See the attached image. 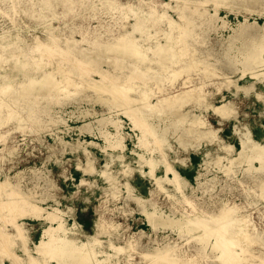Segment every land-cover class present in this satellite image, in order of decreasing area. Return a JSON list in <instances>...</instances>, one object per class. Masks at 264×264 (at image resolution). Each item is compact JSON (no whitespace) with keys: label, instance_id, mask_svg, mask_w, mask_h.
Here are the masks:
<instances>
[{"label":"rangeland","instance_id":"374dc122","mask_svg":"<svg viewBox=\"0 0 264 264\" xmlns=\"http://www.w3.org/2000/svg\"><path fill=\"white\" fill-rule=\"evenodd\" d=\"M120 1L127 3L126 0ZM129 1L132 3L137 2V0ZM162 1L170 4L167 9L162 8L159 11L177 18L174 11V7L178 4L175 2L176 0L172 2L171 0ZM188 2L192 4L205 3L207 5L206 8L214 13L215 5L219 1L189 0ZM116 6L120 7L117 3ZM28 8L30 7L18 5L16 8L18 14H14V12L12 13L16 20H9L0 15V34L2 35L4 32L3 29H5L10 32V36L14 34L19 36L22 35L29 40L31 39L30 35L33 33H39L41 36L47 34L43 30L44 25L41 24V20L31 17L32 15L28 16L25 14V10H28ZM218 9V16L225 18V21H217L218 24L221 25L220 30L218 32L212 31L205 35L198 36L196 40H190L191 49L181 53L183 61L201 59L204 57L207 64L193 68L176 79L165 78L166 80L159 85L150 83L149 86L141 85L140 87L135 88V90H138L137 92H144L143 94H150L146 103H155L158 100L163 101L165 97L171 96L178 91L187 89V86L182 84H184L186 78L190 77L191 79L189 81H191V83L195 82V85L204 89L208 103L211 102L220 105L224 100H231L235 111H233L232 116L224 121V123H221L220 116L213 110L209 109L206 111L204 109L207 104L199 105L198 103H194L187 106L185 110L196 114L204 113L206 119L212 124V128H222L219 132L222 140L232 144L234 149L239 151L242 149V142L239 132H236L235 130L236 125L241 128L244 125L247 126L252 131V138L255 141L264 143V82L258 79L256 80L255 75H253L255 73H252V70H249L245 64L239 62L236 57H227V54L239 55L240 60L242 61L246 56L242 52L245 47L247 48L248 46H251V44L254 46H260L257 45V43L261 39L264 40V33H261L260 31L240 33L237 35L234 34L233 28H236L240 21H244L245 16H247L250 21L255 20L257 25L262 27L264 25V14H259L262 9L259 6L255 7V10H249L240 4L227 6L225 3H220ZM88 13L89 10L87 9L83 15H88ZM113 13L114 10L112 14ZM188 15L190 20H196L197 18V16L191 14V12H189ZM73 16V14L66 16L63 22L53 21L50 26L62 24V27L66 29V32L72 34V32L75 31L74 25L77 24V22L80 23L83 21L81 17L71 20ZM91 22L93 25L98 24L97 20ZM224 22L225 24H223ZM169 26V22L163 21L160 24L152 25L151 30L152 32H155V28H157L158 31H162L163 28H168ZM205 26L206 24H202L198 21L196 29L201 32ZM160 34L161 32L155 40H153V43H157L158 41L159 43L167 42V38L165 36H160ZM138 36L139 37L137 38L139 41L146 40V37L142 38L140 35ZM75 37L80 39L81 35L75 33ZM85 45L87 47V44ZM158 51H163L164 55L168 54L167 48H154L150 50L148 56L153 57ZM55 55L56 54H53L51 57V60H54V62L56 61V56L59 57V55ZM136 57L139 58L137 55ZM159 58L160 57L154 60L156 61ZM220 61L225 62L227 67L222 65ZM208 62L210 64H208ZM235 64L237 65L234 66ZM228 65L237 68L236 73H229L227 70L226 73L234 79H239L237 81L238 84L250 86L253 83V86L250 87L248 91L240 90L237 92L233 85L228 86V84L224 83L222 80L223 76H220V78L219 76H212V74L209 75L210 73L205 75V73L202 72V68L210 69L212 71L213 69L218 68L221 70L219 73H223L225 72V69L228 68ZM72 66L74 69H77V71H73L72 75L75 78L80 74L83 75V82H85L87 78H93L95 80L99 79L101 81L103 78L104 80L101 82L102 85L99 89H105L108 91L107 93L110 92L109 94L118 98L116 100H118V102L119 100L121 101L122 107L115 108V110L112 111H104L102 103L76 98L64 107H60L57 104L53 106L56 112L60 111L59 115L64 120L63 123H60L57 126L50 121V116L47 115L29 123L30 126H26L23 130L18 129V127L23 124V122L20 121H15L12 124L10 122L6 127L0 130V140H2V142H0V183H2V185H0V242H2L0 244V264H14L16 259L17 262L22 261L23 259H20L22 256L25 263H27V252L20 248L22 242L16 240L14 236L9 240L4 239L7 237L5 233H17L16 228L11 222L22 221L26 223V235H28L27 243H29L27 244V247L29 249H32L34 243L40 240L43 229L48 225V222L45 221L44 217H36L31 209L29 211L25 209L26 211H23V214L25 215L22 214L20 216L21 213L17 206L19 204L17 201L19 197H21L22 200L24 199V202H31V204L33 203V205L35 204L37 207H44L43 214L51 211L54 207L60 208L64 211V213L61 214L66 221V225L71 227L74 224L75 220L71 222L67 217L74 216L75 208L70 206V204H68L69 207H66V203L59 201V192H63V188L59 185V176H64L72 182L68 187L64 185L66 192L70 193L79 189V191L76 194H73V196L68 195V198L64 197L65 200L74 202L79 199L82 188H87L91 191V194H86L85 197H81V200L92 206L96 211L98 221L101 219L100 222L104 225L100 238L107 240L102 246H99L97 251H107L108 253L114 254V251L111 248L112 245L120 247L121 245H125L129 239H133L134 248H130L126 251L123 248V253L117 256H112L110 262H107V264H156L158 261H162L166 264V261L171 260L170 253L171 255L176 253L181 261H188L191 264H218L219 261L215 260L216 250H211L207 253L202 252L203 246L210 245L216 241L215 236L210 235L212 237H210L206 245L194 241L191 239V236L200 232L210 234L211 226L208 227V225L214 220V215L220 212L219 207L222 205L223 201L236 203L239 207V215L250 216L252 219V225H262L261 228L264 229V199L258 197L259 184L261 180H264V173L249 170V164L247 162L232 165L231 161L223 159L220 163H216V160L214 159L217 155H226L227 153L221 150L219 141L216 140L211 142L210 138H199L200 140H198V138L192 137L191 140H193L195 144L189 146L188 150L185 151L180 148L181 146L177 139V134L169 131V134H165L164 140H169V147L173 149H168L164 146L159 135L152 130L150 125L159 124V126L164 129L170 124L169 119L162 121L160 120V116L145 121L140 117V114H137L136 116L139 120V124H143H140L141 126L138 123L136 124L131 120L132 118L121 113V108H130V110H132L134 108L133 106H144L145 102H143L144 104H141V102L137 101L135 98L127 99V95L134 97L133 95L135 94H130L123 86L120 87V83L115 80L112 74L100 77L101 75L98 73V70L94 65H83L81 67L79 64L73 62ZM102 66L103 69L109 67L110 71H112V73L114 72L112 70L113 68L111 69L108 63H103ZM43 68L44 67L42 66L41 68L28 66L23 68L24 71L22 73H18V68H14L16 71L14 76H25L28 80L36 82L49 75L48 71H50V69L46 67V69L44 68L43 70ZM83 70H85V73ZM7 74L8 73H6V75ZM9 75L13 76L12 73ZM221 81H223V83H221ZM219 86L222 88L221 93L218 92ZM92 87L93 86H88V88H86L90 94H92ZM114 88H116V90ZM118 88L124 92L120 91ZM116 93L119 96L120 94L124 95L126 98L124 99L122 96L118 97ZM222 94L225 95L224 99L222 98ZM130 112L133 113V111ZM111 115L113 116L112 118L121 121L122 127L124 126L123 128L121 127V133L126 138L124 140L125 148L110 146V137L116 138L118 136L116 127L108 122L105 123L103 119L108 118ZM132 116H135L134 113ZM165 117L166 116H163V118ZM0 119H2L1 114ZM56 129H59V133L67 142L80 141L82 144L87 143V150L91 152L92 157L95 159V166L98 169L96 172L88 173L84 172L82 169V167L87 164V156L84 154L85 151L83 148L80 147V149L76 151L73 150L71 146L63 148V146L57 143L55 135H51L53 131L54 133L57 131ZM242 130L244 129L242 128ZM95 131H97V133H95ZM147 131L150 134H148ZM3 134L4 136L2 137ZM171 144L172 146H170ZM13 147H15V150ZM179 148L182 152L181 155L184 154V157L189 155V158L185 160L187 163L174 162L176 156L174 149ZM9 150H11V152ZM119 153L125 155L124 160L117 159ZM141 155L144 156L142 160L140 159ZM233 155H235V153H233ZM154 157L160 159L163 158L164 161L162 160L158 166L152 165L150 161H152ZM165 159H167L168 162ZM206 161H209L207 165ZM76 163L77 168L85 175L82 179H86L81 186L79 185L82 179L79 181L80 178L77 174L73 173L72 169ZM125 164H129L132 167L129 176H125L122 172ZM225 166H227L228 170L224 169ZM251 166L253 168L255 166L259 167L260 164L254 162ZM151 169L154 170L155 175L160 177L166 174L170 175V173H172L171 170H178L189 182L188 187H186L184 191L186 197L192 201V206L186 202H182L184 198L180 194H176V198H170V193L174 194L171 186L166 185L169 193L162 191L156 184L155 178L151 177L149 174ZM105 170L106 174L103 175L102 171ZM199 173H203L201 180L204 184L201 186L196 180ZM6 177H10V180L14 185L19 184V187H7V183L5 182ZM115 182H117L118 189L111 187V183ZM127 182L133 185V192L135 195L149 199L147 205L149 206L150 211L155 212L153 205H156L160 207L156 210L157 214L164 211L165 213L175 214L176 217L179 216L181 218H194L195 216H201L204 220L200 217L197 221V231H189L188 229H185L181 234L171 229L165 230L160 228L155 231L150 225L147 215L142 212V206L133 199L131 192L127 189ZM95 189L98 190V193H95ZM23 193L29 194V196H24ZM44 197H47V200L43 202L41 199ZM210 218H212V220ZM34 223H37L36 226ZM112 225H115V227ZM212 227H214V225H212ZM87 234L93 235L95 234V231L86 233V235ZM78 236L82 240H86L87 238V236L83 234H79ZM86 242L89 243L88 240H86ZM169 242L175 243L176 248L168 249L166 244ZM222 246L227 248L226 251L233 250V252L237 249H239L237 251L242 252L244 248L246 253L245 251L243 252L242 259L245 258V254L247 259L245 258V261L242 264H264V259H260L259 257L255 258V250L258 248V245L255 243H245L242 240L237 239L233 242L222 244ZM241 248L242 251L240 250ZM29 253H31V250H29ZM32 253L38 257L36 252ZM226 253L227 255L225 257H228L230 251ZM6 254L7 256H5ZM10 254L22 256L14 257ZM165 255L167 258L164 257Z\"/></svg>","mask_w":264,"mask_h":264},{"label":"bare ground","instance_id":"6f19581e","mask_svg":"<svg viewBox=\"0 0 264 264\" xmlns=\"http://www.w3.org/2000/svg\"><path fill=\"white\" fill-rule=\"evenodd\" d=\"M126 1L127 3L120 0H0V15L3 16V18L14 20L15 18L12 13L14 12V14H18L16 11L18 5L30 7L28 10H25V14L28 16L32 15L31 17L41 20V24L44 25L43 30L47 33L44 34V36L42 35L43 37L39 35V33H33L30 35V40L21 34V36L17 34L10 36V32L5 29H3V34H0V114L2 116V119H0L2 120L0 121V130L6 127L8 123L11 122L12 124L15 121L23 122L22 126L18 127V129L23 130L26 126H30L29 123L47 115L50 116V121L57 126L58 124L63 123L64 120L59 115L60 111L56 112L53 106L57 104L60 107H64L76 98L102 103L104 111H112L115 110V108L122 107L121 101L119 100L118 102V100H116L118 98L109 94L110 92L107 93L108 91L105 89H99L102 85L101 82L104 80L103 78L102 81L99 79L95 80L93 78H87L86 81L83 82V75L80 74L77 78L72 75L73 71H77V69H74L72 66L73 62L79 64L81 67L83 65H94L98 70V73L101 75L100 77L112 74L115 80L120 83V87L123 86L130 94H135L133 95L134 97L127 95V99L135 98L137 101H140L141 104L145 102L144 106H133L134 108L132 110H130V108H121V113L132 118L131 120L136 124H139V120L136 116L137 114H140V117L145 121L160 116V120L162 121L169 119L170 124L164 129H162L159 124L150 125L149 122L152 130L159 135L160 140L168 149H173L169 147V140H164L165 134H169V131L177 134V139L181 146L180 148L185 151L188 150L189 146L195 144V142L191 140L192 137H196L198 140H200L199 138H210L211 142L216 140L219 141L221 150L227 153L226 155H217L214 159L216 160V163H220L223 159L231 161L232 165L247 162L249 164V170L264 173V143L255 141L252 138V131L250 128L244 125L242 126L244 130H242L240 126H235V130L236 132H239L242 142V149L236 151L232 144L225 142L220 137L219 132L222 128H212V124L206 119L204 113L196 114L185 110L187 106L194 103H198L199 105L207 104L204 109L206 111L209 109L213 110L220 116L221 123H224V121L232 116L233 111H235L231 100H224L220 105L211 102L208 103L204 89L195 85V82L191 83V81H189L191 79L190 77L186 78V81L182 84L187 86V89L178 91L171 96L165 97L163 101L158 100L155 103H146L150 94H143L144 92H137L138 90H135V88H138L141 85L149 86L150 83L159 85L167 78L176 79L193 68L207 64L204 57L201 59L183 61L181 53L191 49L190 40H196L198 36L205 35L212 31L218 32L220 30L221 25H219L217 21H225V18L218 16L220 3H225L227 6L240 4L249 10H255V7L259 6L262 8L259 14L263 15L264 0H218L219 2L215 5L214 13L206 8L207 5L205 3L192 4L188 2L189 0H171V2L175 1L178 3L174 7L177 18L159 11L162 8L167 9L170 4L167 2L164 3L162 0H137L136 3H132L129 0ZM116 3L120 5V7L116 6ZM87 9L89 10L88 15H83ZM113 10L114 13L112 14ZM189 12L197 16L196 20L189 19ZM70 14L74 15L71 20L79 17L83 20L74 25L75 31L72 32V34H68L66 29L62 27V24L50 26L53 21L63 22L64 18ZM93 20H97L98 24L93 25L91 22ZM163 21L169 22L170 26L168 28H163L162 31H158L157 28H155V32H152V25L160 24ZM198 21L202 24H206L201 32L196 29ZM223 24H225V22ZM233 31L234 34L237 35L240 33L260 31L261 33H264V25L259 27L255 20L250 21L249 18L245 16L244 21H240L237 27L233 28ZM160 32V36H165L167 42L159 43L158 41L157 43H153V40H155ZM75 33L81 35V38L79 39L75 37ZM138 35L142 38L146 37V40L139 41L137 38L139 37ZM37 37L41 39H38ZM85 44H87V47ZM257 45L260 46H254L251 44V46L243 49L242 52L246 56L242 61L240 60L239 55H230L228 53L227 57H236L239 62L245 64L249 70H252V73H255L253 75H255L256 80L258 79L264 82V40L261 39ZM154 48H167L168 54L164 55L163 51H158L155 56H148L150 50ZM53 54L59 55V57L55 55V62L54 60H51ZM136 55L139 56V58H137ZM158 57L160 58L155 61L154 59ZM103 63H108L111 69L113 68L112 70L114 72L112 73L109 67L103 69ZM220 63L227 67L225 62L220 61ZM208 64L210 63L208 62ZM28 66L39 68L42 66L45 69L48 67V69H50V71H48L49 75L36 82L28 80L25 76H14L16 72L14 68H18V73H22L24 71L23 68ZM226 70L229 73H236L237 68L228 65V68H226L223 73H219L221 70L218 68L213 69V71L202 68V72H204L205 75L210 73L209 75L212 74V76H223L222 80L224 83L228 84V86L233 85L237 92L240 90L248 91L250 87L253 86V83L250 86L238 84L237 81L239 79H234L229 76L226 73ZM84 71L85 70H83V72ZM6 73L8 74L6 75ZM10 73H12L13 76H10ZM223 81H221V83H223ZM88 86H93L92 94L86 90ZM114 89L116 90V88ZM118 89L120 90V88ZM221 89V86H219V93H221ZM120 96L124 99L126 98L124 95L120 94ZM120 96L118 95V97ZM222 98L224 99L225 95L222 94ZM130 111H133L135 116H132L133 113ZM163 116L166 117L163 118ZM112 117L113 116L111 115L110 117L103 119L105 123L108 122L116 127L118 136L116 138L112 137L113 139L110 137V146L125 148L124 140L126 138L121 133V121ZM51 135H55L57 143L63 146V148L71 146L72 149L76 151L79 150L80 147L84 149V154L87 156V164L83 167L80 165L84 172L92 173L98 170L95 166V159L92 157L91 152L87 150V143L82 144L80 141L67 142L59 133V129L55 133L53 131ZM3 136L4 134L2 137ZM0 142H2V140H0ZM170 146H172V144ZM180 148L174 149V152L176 153L174 162H185V160L189 158V155H187V157H184V154L181 155L182 152L180 151ZM13 149L15 150V147H13ZM9 151L11 152V150ZM233 153H235V155H233ZM143 158L144 156L141 155L140 159L142 160ZM117 159L124 160L125 155L119 153ZM162 160L164 161L163 158L160 159L154 157L150 162L152 165L158 166ZM165 160L167 161V159ZM209 161H206V165ZM254 162L259 163L260 166H255L253 168L251 164ZM224 169L228 170L227 166H225ZM131 170L132 167L129 164H125L122 172L125 176H129ZM171 172L170 175L166 174L160 177L155 175L154 170L151 169L149 174L151 177L155 178L156 184L162 191L169 193L166 185L173 188L174 194L170 193V198H176L175 195L180 194L184 198L182 202H186L192 206V201L186 197L184 191L189 185L188 180L176 169L171 170ZM102 174L105 175L106 170L102 171ZM202 175L203 173H199L196 177L197 183L200 186L204 184L201 180ZM85 180L86 179H82L79 186H81ZM5 182L7 183V187H19V184L14 185L10 180V177H6ZM0 185H2V183H0ZM126 186L129 192H131L133 199L142 206V212L147 215L149 223L155 231L160 228L165 230L171 229L181 234L185 229H188L189 231L198 230L197 221L201 216H195L194 218H181L179 216L176 217L175 214L165 213L164 211L157 214L156 210L160 208L159 206L153 205L155 212L150 211L149 206L147 205L149 199L135 195L133 192L134 187L129 182L126 183ZM111 187L118 189L117 182L111 183ZM23 195L27 197L29 196V194L26 193H23ZM258 197L264 199V180L260 181ZM45 200H47V197L41 199L43 202ZM17 201L19 202L17 206L21 213L20 216L23 214V211H29L31 209L36 217H44L45 221L48 222V225L43 229L40 240L34 243L32 249H29L27 247V244L29 243H27L28 235H26V223L22 221L11 222L16 228L17 233H5L7 237L4 239L9 240L14 236L16 240H20L22 245L19 246L27 252L26 255L28 256L27 263H25L22 255H16L17 257L22 256L20 259L23 260L17 262L16 259L14 264H107V262H110L112 256H117L123 253V248L125 251L134 248L133 239H129L125 245H121L120 247L112 245L111 248L114 251V254L108 253L107 251L99 252L97 251L99 246H102L104 242L107 241L100 238L102 228L104 227L100 222L101 219L99 221L98 219L96 220L95 234L86 235L76 220L71 227L66 225V221L61 214L64 213V211L60 208L54 207L51 211L43 214L44 207H37L35 204H31V202H24V199L22 200L21 197H19ZM219 211L218 214L214 215V220L210 218L212 220L208 225V227L211 226L212 228H210V234L200 232L191 236V239L198 241L199 243H204V245H206L210 237H212L210 235L215 236L216 241L210 245L203 246L202 252L207 253L211 250H216L215 260L219 261L218 264H242L245 261V258L247 259L245 254L246 250H244V248L243 251L242 248L240 249L242 252L237 251L239 249L234 252L233 250H229V256L225 257L227 255L226 252L229 251H226L227 248L222 246V244H227L228 242H233L238 239L245 243L252 242L258 245L257 250H255V258L259 257L260 259H264V229L261 228L262 225H252V219L250 216L239 215V207L233 202L223 201L222 205L219 207ZM201 218L203 219V217ZM212 225H214V227H212ZM112 226L115 227V225ZM79 234L87 236L86 240H88L89 243H87L86 240H82L78 236ZM1 243L2 242H0V244ZM166 247L168 249H175L176 244L169 242L166 244ZM29 250H31V253L36 252L38 257L33 253H29ZM244 251L245 258L242 259ZM10 255L12 256L13 254ZM169 255L171 256V260L166 261V264H191L188 261H181L176 253H173L172 255L170 253ZM5 256H7V254ZM13 256L16 257L15 254ZM164 257H166V255ZM156 264L164 263L158 261Z\"/></svg>","mask_w":264,"mask_h":264},{"label":"crops","instance_id":"0c3cea01","mask_svg":"<svg viewBox=\"0 0 264 264\" xmlns=\"http://www.w3.org/2000/svg\"><path fill=\"white\" fill-rule=\"evenodd\" d=\"M95 133H97V131H95ZM72 169H73V173L77 174L78 177L80 178L79 181L82 179L83 176H85L84 173L77 168V163L75 164V166H73ZM71 174H72V171H71ZM72 178H73V176H72ZM73 179L76 181L75 178H73ZM58 180H59V185L63 188V192H59L60 201L63 203H66L67 204L66 207H69L68 204H70V206H73L75 208L74 216L67 217L68 220L71 222L76 220L79 223V225L82 227V229L85 233H90L92 231H95L97 213L92 206H90L89 204H87L86 202H83V200H81V197H85L86 194H88V195L91 194V191L88 190L87 188H82L81 193H80L81 196L79 197V199H77L74 202H71V201L65 200L64 197L68 198V195L73 196V194H76L79 191V189L74 190L73 192H70V193L66 192L64 185H66V187H68V185H71L72 182H70V179H66L64 176H62V177L59 176ZM72 185H74V184H72ZM94 191H95V193H98V190L95 189ZM34 224L36 226L37 223H34Z\"/></svg>","mask_w":264,"mask_h":264}]
</instances>
